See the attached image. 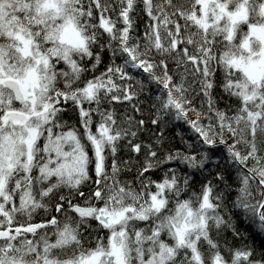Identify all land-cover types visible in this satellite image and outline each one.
<instances>
[{"label": "snow or ice", "instance_id": "obj_1", "mask_svg": "<svg viewBox=\"0 0 264 264\" xmlns=\"http://www.w3.org/2000/svg\"><path fill=\"white\" fill-rule=\"evenodd\" d=\"M0 264H264V0H0Z\"/></svg>", "mask_w": 264, "mask_h": 264}, {"label": "trees", "instance_id": "obj_2", "mask_svg": "<svg viewBox=\"0 0 264 264\" xmlns=\"http://www.w3.org/2000/svg\"><path fill=\"white\" fill-rule=\"evenodd\" d=\"M209 167H211V165H209ZM200 179H202V177H200ZM199 187H200L199 184H197L196 188L199 189ZM237 227L241 230V232H244V230L248 227L247 221L241 220V221L237 222ZM249 242L251 243V241H249ZM255 243L258 245L260 243V240L257 239L255 241Z\"/></svg>", "mask_w": 264, "mask_h": 264}]
</instances>
